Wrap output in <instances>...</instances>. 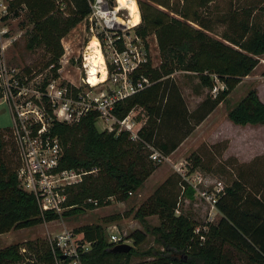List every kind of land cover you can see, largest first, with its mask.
<instances>
[{"label": "trees", "instance_id": "1", "mask_svg": "<svg viewBox=\"0 0 264 264\" xmlns=\"http://www.w3.org/2000/svg\"><path fill=\"white\" fill-rule=\"evenodd\" d=\"M212 1L183 0L181 6H175L168 0H137L140 22L135 33L142 40L151 33L158 35L160 65L152 67L148 59L133 71L131 76L134 80L146 78L148 85L129 97L117 100L112 113L121 119L131 110L141 108L148 116L147 122L138 129L137 140H132L125 130L117 131V125L111 132L98 131L95 126L98 112L95 110L89 111L75 124L56 122L53 125V132L60 136L64 146L60 168L97 167L99 179L107 181L101 187L97 184L91 187L88 175L82 183L69 188L65 204L71 207L61 215L81 211L82 204L85 207L106 204L111 200L109 197L114 196L117 200L127 198L141 188L144 179L155 168L146 161L144 147L149 145L163 156H169L177 148L179 140L173 137L164 141L157 139L160 121L166 128H181L178 122L183 117L181 120L187 124L186 116L181 114H185L183 102L175 88L173 92L177 102H170L169 89L174 85L168 83L173 72H191L198 77L201 86L210 89L216 86V82L222 84L215 97L207 96L198 106L196 120L199 123L226 98L242 77L253 70L257 63L255 57L264 54V2L258 7L231 8L212 17L207 10ZM64 5L65 11L61 8ZM20 9L27 11L28 20L32 23L26 47L46 48L50 57L44 67L50 66V72L45 78L57 77L63 52L59 39L88 14V1H9L10 15L18 16ZM216 22L223 24L219 33L215 32ZM226 116L236 125H264V102L251 89L228 109ZM77 129L82 133L79 150L74 143ZM187 135L188 129L182 137ZM199 164L200 159L195 156L193 166ZM18 166L19 154L12 128L0 129V234L60 216L52 211L41 212L33 194L18 186ZM177 176L178 192L191 198L194 190ZM168 184L170 179L134 212V217L140 220L147 215L158 217V225L151 227L150 232L157 236L163 250L150 252L153 259L149 264H226L223 250L226 244L244 255L247 264H264L263 182L253 185L240 172L231 182L225 183L217 195L215 208L221 214L217 222L206 221L203 224L184 213H176L179 194L174 193V187L168 189ZM88 198L97 199L96 203L87 202ZM75 231L82 234L81 243L89 244L80 255L82 264H132L134 247L126 253L113 252V244L106 240L100 225H84ZM129 238L137 246L145 241L146 236L137 229L129 234ZM56 256L47 242L44 245L26 240L0 248V264H68L67 259L61 260L58 251Z\"/></svg>", "mask_w": 264, "mask_h": 264}, {"label": "rangeland", "instance_id": "2", "mask_svg": "<svg viewBox=\"0 0 264 264\" xmlns=\"http://www.w3.org/2000/svg\"><path fill=\"white\" fill-rule=\"evenodd\" d=\"M133 0H119L121 4H128ZM170 5L181 6L183 0H168ZM264 0H213L207 10L210 16L219 15L227 12L229 9L246 7H258ZM116 4L115 0H112ZM137 4V0H136ZM138 6V5H137ZM156 7V5H155ZM158 7V6H157ZM65 11V5L61 7ZM159 9L164 8L159 6ZM201 12L203 10L200 9ZM167 12L170 15L174 13ZM120 13L128 17L126 9H121ZM64 14H66L64 12ZM140 16V13H139ZM140 22V21H139ZM137 26V25H136ZM130 27L128 35L133 36L135 27ZM32 23L28 20L27 11L25 9L19 10V15H8L0 19V29H5V34H0V58L5 60L8 68H15L25 72L29 75L31 81L37 82L40 86L45 85V80L48 81L46 76L49 75L50 66L44 67L45 63L50 57V53L43 46H36L32 49L26 47V41L30 37V30ZM215 32L219 33L223 29V24L214 23ZM215 35L214 33H212ZM93 40V39H91ZM87 33L83 30L82 25L76 24L60 39L63 52L59 58L60 67L57 70L58 76L62 79L63 83H67L73 92L86 91L89 95H96L97 93L106 90L107 92L115 88L107 77L104 81L90 86L86 81L87 75L83 66V54H85L86 47L91 43ZM88 42V43H87ZM142 45L146 49L147 57L152 67L160 65V47L159 39L156 33H151L143 41ZM87 43V45H86ZM97 43V42H96ZM86 46V47H85ZM104 52V51H103ZM105 53V52H104ZM70 58L68 63H61V59ZM257 63L253 70L246 76L240 79L235 88L221 101L214 109L211 116L206 118L203 123L197 122L196 115L198 114V106L207 97L212 98L222 89V84L216 82L213 89L201 86L198 77L191 73L177 70L170 75L168 84H173L169 89L171 95L170 102H177L174 95V88L180 95L187 124H184L180 117L178 122L182 125L181 128H166L164 122L158 125L157 139L164 141L171 139L178 141L179 144L175 151H173L162 162H156L149 158L151 149L147 146L144 147V156L146 161L155 165V168L150 175L144 179L141 188L128 195L124 199L109 200L106 204L97 207H85L81 205V211L70 213L68 215H61L52 221L40 223L38 225L12 229L6 233L0 234V248L11 243H21L23 241H38L46 245L47 239L62 233L63 231H73L76 235H81L80 232L75 230L84 225H100L103 227L106 240L109 242L111 234H116L126 239V242L131 247H134L135 253L131 257L132 264H149L153 259L150 252L163 250L162 245L158 242L157 236L150 232V228L158 225L157 215H147L143 220L134 217L136 208L143 202L148 201L153 192L159 188L167 179H170L168 189L174 187V193L179 194V203L176 213H184L190 218L197 221L198 224H203L206 221L217 222L219 212L208 200H206L195 189L191 198L185 196L182 192H178L177 181L178 173L175 172V165L184 161L187 165L188 175L199 174L202 178L201 183L198 185V191H207L208 193L214 190V187L220 182L221 185L231 182L241 172L247 177V181L253 185L258 182L264 183V126L259 125H236L233 124L226 116L229 108L238 103L245 94L253 89L261 101H264V54L255 57ZM105 64H108V58L105 56ZM29 69V70H27ZM27 72V73H26ZM0 94L2 92L0 91ZM3 98V97H2ZM0 97V129L10 127L12 125V118L8 104ZM39 103V101H37ZM131 117L136 127L145 125L148 116L141 108L131 110ZM204 118V119H205ZM183 123V124H182ZM201 123V124H200ZM95 126L98 131L111 132L114 128L109 125L108 121L99 119L95 120ZM188 129V135L182 137L184 132ZM223 133V136L230 135L239 141L241 138H247L249 146L242 151L245 146L240 142H233L231 147V154L226 160L222 159V153L227 147L226 139H221L217 143L212 144L216 140L217 132ZM74 143L75 148L79 150L81 145V130H75ZM183 138V139H182ZM242 148V149H241ZM249 148V149H247ZM200 159L198 166L194 165V157ZM242 161H250L248 163L239 164ZM92 174H89V185L91 187L98 185L101 187L102 183H107L106 179H99L98 169ZM251 170V172H250ZM251 174V175H248ZM180 176V175H179ZM181 177V176H180ZM104 185V186H105ZM110 186V183L108 184ZM183 191V189H182ZM141 230L145 233V241L135 246L129 234L133 230ZM79 236H77L79 238ZM226 264H247V260L237 250L229 245L223 246Z\"/></svg>", "mask_w": 264, "mask_h": 264}, {"label": "built area", "instance_id": "3", "mask_svg": "<svg viewBox=\"0 0 264 264\" xmlns=\"http://www.w3.org/2000/svg\"><path fill=\"white\" fill-rule=\"evenodd\" d=\"M9 1L0 0V19L9 15ZM87 1L89 12L79 25L87 33L88 42L91 37H95L104 60L105 56L108 58L105 68L110 82L115 86L113 90H104L96 95H89L86 91L73 92L59 76L50 77L45 85L40 86L31 81L25 72L8 68L5 60L0 58L1 98L10 109L12 136L19 154V166L16 169L18 186L33 194L41 212L61 214L71 207L65 204L68 189L82 183L89 174L96 171V168H60L64 146L60 136L52 130L56 122L75 124L89 111L95 110L99 119L108 121L111 127L117 125V131H127L132 140L138 139L137 131L141 127L135 126L131 111L118 119L112 110L117 100L129 97L148 85L146 78L134 80L131 76L133 71L148 61L146 49L141 44L143 40L136 34L134 37L128 35L129 28L134 26L129 23V17L120 13L116 0V4L112 0ZM6 32L0 29V34ZM69 59L63 57L60 62L64 65ZM82 64L84 66V61ZM167 157L155 149L149 153V158L156 162H162ZM175 172L215 206L217 195L224 185L219 182L212 192H199L198 185L202 178L199 174L189 176L184 161L175 165ZM96 200L88 198L86 201L96 203ZM77 236L73 231H63L49 237L47 243L55 256L58 251L61 260L67 259L68 264H82L80 255L88 249L89 244L80 242L82 234L79 238ZM200 238L204 239L203 236ZM109 242L115 245L126 242V239L111 234Z\"/></svg>", "mask_w": 264, "mask_h": 264}, {"label": "bare ground", "instance_id": "4", "mask_svg": "<svg viewBox=\"0 0 264 264\" xmlns=\"http://www.w3.org/2000/svg\"><path fill=\"white\" fill-rule=\"evenodd\" d=\"M116 1L118 9H126L128 11L129 23L132 26H136L140 21L139 11L135 3L136 0L128 4H121L119 0ZM90 40L91 43L89 46L87 45L88 47H86L84 54V68L87 75V82L95 85L106 79L107 71L98 40L95 37H91Z\"/></svg>", "mask_w": 264, "mask_h": 264}, {"label": "crops", "instance_id": "5", "mask_svg": "<svg viewBox=\"0 0 264 264\" xmlns=\"http://www.w3.org/2000/svg\"><path fill=\"white\" fill-rule=\"evenodd\" d=\"M135 3H136V1H135ZM136 6H137V4H136ZM137 8H138V6H137ZM138 11H139V9H138ZM140 17V16H139ZM262 102H264V101H262ZM218 106V105H217ZM216 106V107H217ZM215 107V108H216ZM214 108V109H215ZM214 111V110H213ZM212 111V112H213ZM212 112H210L209 114H208V116L206 117V118H208L209 116H211V114H212ZM206 118L204 119V120H206ZM204 120L201 122V123H203L204 122ZM200 123V124H201ZM249 124H246V125H244V126H248ZM259 126H264V125H259ZM217 138H216V140H214V141H212L213 143L212 144H215V143H217L219 140H221V139H226V140H228L227 141V147L224 149L225 151L222 153V159H224V160H226L231 154H234V153H232L231 152V147L232 148H234L233 147V145H234V141L235 142H242L243 143V145H245V146H243L241 149H242V151H244L245 149H246V145H248L249 146V143H247V141H248V137L247 138H243V137H240L241 139L239 140V141H236V139L235 138H232V137H230V135H227V136H223V133H221V132H219V130H218V132H217ZM247 149H249V148H247ZM175 151V150H174ZM248 163V162H250V161H242L241 162V159H240V162H239V164H243V163ZM220 212H219V217H220Z\"/></svg>", "mask_w": 264, "mask_h": 264}, {"label": "water", "instance_id": "6", "mask_svg": "<svg viewBox=\"0 0 264 264\" xmlns=\"http://www.w3.org/2000/svg\"><path fill=\"white\" fill-rule=\"evenodd\" d=\"M131 248V245L127 243H118L112 246V251L113 252H128ZM63 257V256H62Z\"/></svg>", "mask_w": 264, "mask_h": 264}]
</instances>
